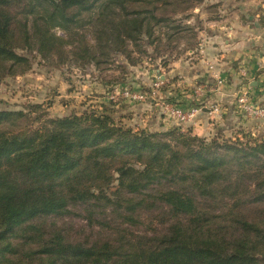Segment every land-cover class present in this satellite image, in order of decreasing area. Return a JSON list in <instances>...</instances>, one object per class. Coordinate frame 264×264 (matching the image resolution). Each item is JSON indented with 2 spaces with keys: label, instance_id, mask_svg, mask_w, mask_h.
Listing matches in <instances>:
<instances>
[{
  "label": "trees",
  "instance_id": "trees-1",
  "mask_svg": "<svg viewBox=\"0 0 264 264\" xmlns=\"http://www.w3.org/2000/svg\"><path fill=\"white\" fill-rule=\"evenodd\" d=\"M199 1L0 0V82L27 73L32 53L100 67L114 55L136 66L150 49L164 59L186 38L195 51L182 19ZM35 109L0 111V264H264L260 137L135 131L109 109L33 119ZM73 205L122 228L76 241L31 223ZM142 215L150 226L135 234Z\"/></svg>",
  "mask_w": 264,
  "mask_h": 264
},
{
  "label": "rangeland",
  "instance_id": "rangeland-1",
  "mask_svg": "<svg viewBox=\"0 0 264 264\" xmlns=\"http://www.w3.org/2000/svg\"><path fill=\"white\" fill-rule=\"evenodd\" d=\"M188 15L190 16L182 19V22L194 28L193 32L196 34L197 45L200 46L204 43L207 37L208 39L216 37L217 40H220L219 32L221 31L224 33L228 30V33L232 35V33H235L234 31L239 30V39L249 42V44L253 41L256 49L264 54V0H200L195 8L189 11ZM249 33L254 34L257 38L251 40ZM185 34L187 37L191 35L189 33ZM238 38L236 35L228 36L231 42L237 41ZM189 40L188 38L182 40L181 46L176 50L173 49V52L168 51V53H165L164 59H152V50L150 49L149 53L151 55L148 57L143 56L142 61L136 66H131L122 55H114L109 63L99 67L94 64L77 63L70 54L63 61L57 56L44 59L36 53H32L29 55L32 67L27 73L7 77L0 82V111H24L29 113L31 108L36 107L37 109L31 114V118L34 119L40 116L45 119H57L75 114L80 115L93 109L97 111L109 109L118 121H122L121 118L124 114L128 116V113H135L127 111H134L132 109L139 108H129L128 110L127 106L129 105L124 103L131 102L120 97L116 100H110L111 95L118 94L124 89L142 90L150 93L153 89V83L158 77L162 79L163 72L168 71L171 64L175 62L186 63L187 57L192 55L191 52L194 50L184 51ZM65 49L67 51L71 50L70 47ZM19 53L25 54L26 52L20 50ZM134 57H139V55L135 54ZM237 69L242 73L250 72L247 65H238ZM256 76H245L247 78L242 80V85H244L243 88L249 91L254 104L264 106V102H258L251 92L252 85L249 81L250 78L257 79ZM147 81L152 82L151 86L145 84ZM158 98L162 100L161 94ZM164 101H167V99ZM150 103L154 105L155 101L132 104L136 106L137 104ZM199 105L204 108L206 104L199 103ZM135 111L136 113H143L144 110ZM160 113L156 114L154 118L149 117L145 125L141 123L139 118L138 121L134 120L133 117L131 119L133 121L126 119L122 123L132 127L135 131L146 130L154 134L164 135L172 131L189 133L190 129L176 125L167 130H162L160 128V122L162 121ZM246 133L250 134L249 132ZM236 136H224V138H236ZM215 137L221 136L215 135L205 138L211 140ZM256 137L264 140V135H256ZM106 210V213L109 214V210ZM221 210L222 207L215 208L214 212L220 213ZM90 215L94 221L93 223L89 220ZM256 215L259 219H264V213ZM98 217H100L98 213L91 214L83 205H73L61 215L36 219L31 223L41 228L45 227L49 231H63L66 237L76 241H92L98 236L99 232H104L103 230L108 229L110 225H116V228L120 227L114 223V215ZM146 217L142 215L138 219L135 224L136 227L131 229L132 232L143 234L147 230L150 224ZM106 218L108 222L105 226L103 219ZM16 242V244L21 243L23 249L32 248L22 246V243L26 242L23 238L16 240Z\"/></svg>",
  "mask_w": 264,
  "mask_h": 264
},
{
  "label": "crops",
  "instance_id": "crops-1",
  "mask_svg": "<svg viewBox=\"0 0 264 264\" xmlns=\"http://www.w3.org/2000/svg\"><path fill=\"white\" fill-rule=\"evenodd\" d=\"M234 32L232 35L238 38L239 30ZM219 33L220 40L216 37L209 39L207 37L199 49L191 52L192 55L187 57L186 63L175 62L168 67V71L163 72L162 79L165 87H162L161 98L183 105L185 108L198 106L199 103L206 104L194 122L181 126L190 129L194 135L200 137L241 136L242 133L249 132L253 136H262L264 135V121L245 118L237 107L236 96L244 87L242 80L247 78L245 76L255 77L257 75V79L250 78L251 92L258 102H264V54L256 49L253 41L249 44L238 38L237 41L231 42L228 36L232 35L228 33V30ZM249 37L251 40L257 38L252 33H249ZM238 65H247L250 72L246 71V75H243L238 71ZM219 81H222V84H219ZM151 83L147 81L145 84L151 86ZM124 104L129 105L128 110L139 108L144 111L136 113L135 110L139 111V109L129 110L127 112L135 113H128V116L124 114L122 121L126 119L133 121L131 120L133 117L134 120L139 121L140 119L145 125L149 117L154 118L161 112L156 102L154 105L150 103L135 106L128 102ZM215 105H218L220 109L217 114L212 113ZM160 115L162 130L176 125L168 116L164 117L162 112Z\"/></svg>",
  "mask_w": 264,
  "mask_h": 264
},
{
  "label": "built area",
  "instance_id": "built-area-1",
  "mask_svg": "<svg viewBox=\"0 0 264 264\" xmlns=\"http://www.w3.org/2000/svg\"><path fill=\"white\" fill-rule=\"evenodd\" d=\"M242 74L246 75L245 72ZM219 84H222V81H219ZM164 85V80L158 77L153 83V89L150 93L142 90L124 89L118 94H112L110 100H116L120 97L131 103H148L155 101L162 114L171 118L176 125L181 127L194 122L197 115L203 111V108L200 106L185 108L178 103L160 100L158 97ZM237 107L245 118L264 121V106L254 104L249 91L245 88H242L237 96ZM219 111L218 105L213 106V114H217Z\"/></svg>",
  "mask_w": 264,
  "mask_h": 264
}]
</instances>
